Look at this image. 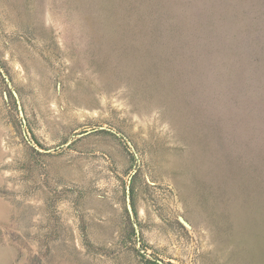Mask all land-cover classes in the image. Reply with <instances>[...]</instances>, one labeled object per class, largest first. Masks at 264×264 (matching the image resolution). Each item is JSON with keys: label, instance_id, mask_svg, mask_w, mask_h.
<instances>
[{"label": "rangeland", "instance_id": "obj_1", "mask_svg": "<svg viewBox=\"0 0 264 264\" xmlns=\"http://www.w3.org/2000/svg\"><path fill=\"white\" fill-rule=\"evenodd\" d=\"M0 264H264V0H0Z\"/></svg>", "mask_w": 264, "mask_h": 264}]
</instances>
